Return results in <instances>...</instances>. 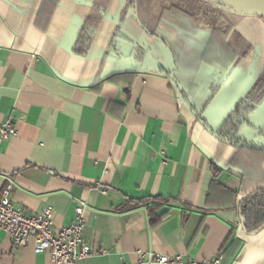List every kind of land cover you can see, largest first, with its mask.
Wrapping results in <instances>:
<instances>
[{"label": "crops", "instance_id": "1", "mask_svg": "<svg viewBox=\"0 0 264 264\" xmlns=\"http://www.w3.org/2000/svg\"><path fill=\"white\" fill-rule=\"evenodd\" d=\"M174 1L0 0V125L17 130L0 134V191L12 185L28 216L52 207L56 232L84 203L83 241L104 254L77 264H264V226L241 224L243 202L264 192V100L239 144L221 137L264 75V22ZM146 197L166 199L156 227L146 206L126 207ZM0 264L51 262L0 231Z\"/></svg>", "mask_w": 264, "mask_h": 264}, {"label": "built area", "instance_id": "2", "mask_svg": "<svg viewBox=\"0 0 264 264\" xmlns=\"http://www.w3.org/2000/svg\"><path fill=\"white\" fill-rule=\"evenodd\" d=\"M0 134L7 141L17 136V130L7 122L0 125ZM12 195V185L0 191V231L9 236L14 247L24 249L32 245L33 253L49 256L51 264H77L94 255L104 254V250H94L83 241L86 227L84 203L77 205L74 222L56 232L53 229L52 207L37 216H28L15 205ZM223 259V254L199 262L185 260L181 255L141 253L136 264H221Z\"/></svg>", "mask_w": 264, "mask_h": 264}, {"label": "trees", "instance_id": "3", "mask_svg": "<svg viewBox=\"0 0 264 264\" xmlns=\"http://www.w3.org/2000/svg\"><path fill=\"white\" fill-rule=\"evenodd\" d=\"M185 2L191 9L200 3V0H179ZM201 2L205 3L204 0ZM191 16H195L191 14ZM206 19H216L217 16L213 11L208 10L204 13ZM93 32L89 30L87 26H84L80 32L79 41L77 43L80 50L78 53L86 55L90 48V44L93 39ZM76 51V52H77ZM264 100V75L260 78L258 83L248 94V96L242 100L234 109L232 114L228 117L221 129V137L223 140L233 144H239L241 140L237 138L239 130L245 126H250V116L256 111L258 106ZM259 135L264 136V130L260 129ZM166 202V199L161 197H146L141 200H128L127 208L134 206H146L149 211L150 218H152V226L156 227L161 224L166 215L157 217L155 215V208ZM241 214L245 221V228L251 231H257L264 226V192H257L252 197L246 199L241 208Z\"/></svg>", "mask_w": 264, "mask_h": 264}, {"label": "rangeland", "instance_id": "4", "mask_svg": "<svg viewBox=\"0 0 264 264\" xmlns=\"http://www.w3.org/2000/svg\"><path fill=\"white\" fill-rule=\"evenodd\" d=\"M174 0H164V2H167V3H170V2H173ZM205 1V5H208L209 7L210 6H219L220 8H228V9H231V10H239V8H236L232 5H229V4H223V3H220V2H216V1H212V0H204ZM175 2V1H174ZM181 4V3H180ZM205 5L201 4V3H198L197 6H194V9H191V6H189L187 4V8H188V12L191 13V14H194L195 17H202V18H205L204 16V13L206 11H208V7H206ZM212 10V9H211ZM241 10V9H240ZM243 11V10H241ZM214 12V11H213Z\"/></svg>", "mask_w": 264, "mask_h": 264}, {"label": "water", "instance_id": "5", "mask_svg": "<svg viewBox=\"0 0 264 264\" xmlns=\"http://www.w3.org/2000/svg\"><path fill=\"white\" fill-rule=\"evenodd\" d=\"M212 1L220 2L223 4L228 3V2L220 1V0H212ZM245 1L249 4V6L251 7L252 10H250V11L249 10L248 11L243 10V11L251 13V14L261 18L264 22V0H245ZM241 224H242L243 229H245V221L243 218L241 219Z\"/></svg>", "mask_w": 264, "mask_h": 264}, {"label": "bare ground", "instance_id": "6", "mask_svg": "<svg viewBox=\"0 0 264 264\" xmlns=\"http://www.w3.org/2000/svg\"><path fill=\"white\" fill-rule=\"evenodd\" d=\"M220 1L228 2L226 4L232 5L242 10H246V11L252 10L249 4L245 0H220Z\"/></svg>", "mask_w": 264, "mask_h": 264}]
</instances>
